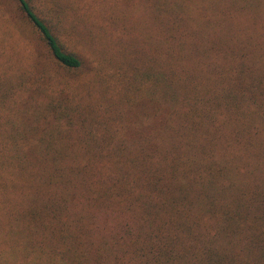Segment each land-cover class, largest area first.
<instances>
[{"label":"trees","instance_id":"1","mask_svg":"<svg viewBox=\"0 0 264 264\" xmlns=\"http://www.w3.org/2000/svg\"><path fill=\"white\" fill-rule=\"evenodd\" d=\"M15 2L34 47L0 68V169L36 238L2 261L264 264V0H150L134 81L95 103L53 16Z\"/></svg>","mask_w":264,"mask_h":264},{"label":"rangeland","instance_id":"2","mask_svg":"<svg viewBox=\"0 0 264 264\" xmlns=\"http://www.w3.org/2000/svg\"><path fill=\"white\" fill-rule=\"evenodd\" d=\"M149 1L32 0V3L38 6L44 5L53 16V20L57 22L61 38L82 59L81 68L71 73V78H68L75 92L78 93L75 100L82 98L81 100L95 103L98 97L101 99L108 97L109 102L111 100L114 102L115 96L120 93V84L121 90L131 86L135 78V74L130 72L131 66L135 65L138 69L140 63L137 58L142 56L140 51L137 53V48L140 50L142 47L148 48L150 38L143 37L146 30L147 33H153L156 29L151 6L150 8L147 6L150 4ZM18 11L15 0H0L1 69L9 68L11 64L20 65L26 58L28 59L27 55L34 47L33 37L22 22ZM249 62L256 64L252 56H249ZM2 103H0V139L5 140L6 99ZM249 153L246 156H249ZM250 162L251 165L254 162L252 152ZM5 180V172L0 169V185L3 184L2 187L0 186V264H11L8 261L5 263L2 259L6 260L7 256L9 259L12 242L21 244L36 237L22 235L21 226L7 221L5 212L8 207L6 205L8 188L5 186ZM12 228H16L18 233L14 234Z\"/></svg>","mask_w":264,"mask_h":264}]
</instances>
